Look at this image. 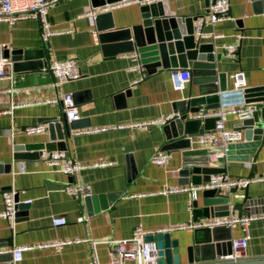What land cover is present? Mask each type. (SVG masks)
<instances>
[{
  "label": "crops",
  "instance_id": "obj_1",
  "mask_svg": "<svg viewBox=\"0 0 264 264\" xmlns=\"http://www.w3.org/2000/svg\"><path fill=\"white\" fill-rule=\"evenodd\" d=\"M168 2L177 17L206 16L208 0ZM229 5V20L202 27L203 34L213 33L218 37H202L201 42L214 45L215 70L223 76V86L228 91L233 90L232 76L237 72H243L246 88L264 86L262 6L259 0H229ZM140 7L128 3L111 9L115 28L141 24ZM92 12L90 0H58L47 15L55 33L44 43L37 20L19 21L12 26L0 24L3 54L5 49L10 52L38 50L44 46L49 63L75 59L81 73L77 80L63 84L59 90L53 88L54 78L46 68L13 72L11 82L0 80V213L3 192L15 191L20 204L30 201L27 207L17 210L14 225L0 218V250L34 247L24 251L21 261L14 264H89L93 258L99 264H108L110 244L129 239L137 227L155 232L193 223L194 201L188 193L161 194L167 188L192 187L181 185L183 177L177 174L185 154L194 160L206 161V166L223 169L231 177L247 178L250 174L252 178L264 177V144L258 149L247 144L237 146L227 159L210 165L207 163L209 149L199 146L194 138L190 139L188 149L162 151L168 142L158 126L147 130L95 131L150 122L173 114L175 104L189 92L198 96L199 86L189 82L184 90L176 91L172 77L175 69L171 68L168 57L163 63L154 48L144 46L138 54L105 53L97 41ZM227 45L237 46L235 60L224 56L223 48ZM179 66L176 71L190 70L186 63ZM126 90L130 95L116 100ZM62 93L73 95L78 119L72 121L73 129L61 152L82 165H107L89 167L67 176L49 168L41 156L13 161L14 146L42 145V153L59 151V141L51 140L56 132L48 131L45 119L60 118L64 114L63 106L42 102ZM238 102L234 101L233 107ZM210 104L218 105L215 101ZM13 105L17 107L11 110ZM240 122L238 115H228L224 125L234 130ZM40 124L46 126L44 133L29 136L22 131ZM158 153L169 155L165 166L151 162ZM6 164H10L7 173L3 172ZM68 186L81 191L76 197L69 196ZM245 191L249 200L257 201L250 215L264 214V183L253 182L243 195ZM201 193L197 192L195 199L199 206ZM242 201V198L234 200ZM231 214L237 216V212ZM241 215L249 214L243 210ZM55 217L64 218L66 224L53 226ZM80 217L85 222H78ZM203 221L199 219L197 223ZM225 231L220 230L221 237L226 236ZM167 233L171 240L178 241L181 264H186L187 248L194 246V230ZM247 234L249 239L241 261L264 258V219L250 222ZM229 235L238 240L243 232L237 226L231 228ZM59 241L72 243L59 252L48 247L38 248ZM0 264H13L9 253L0 255Z\"/></svg>",
  "mask_w": 264,
  "mask_h": 264
},
{
  "label": "water",
  "instance_id": "obj_2",
  "mask_svg": "<svg viewBox=\"0 0 264 264\" xmlns=\"http://www.w3.org/2000/svg\"><path fill=\"white\" fill-rule=\"evenodd\" d=\"M141 1V0H90L91 10L94 13L93 22L98 43L108 55L139 53L144 46L156 49L162 62L165 57L169 58L172 69L180 68V63H186L191 71V83L199 86L198 96L187 97L175 104V113L180 116L165 126L161 127L166 141L168 142L162 151L183 150L190 147V139L200 133L213 130L217 118L190 119V115L204 110L219 107L220 104L233 106L234 101H239L237 106H243L244 111L238 114L240 124L236 129L244 133L245 143L249 148L258 149L264 144V86L247 88L243 91H228L223 86L224 78L216 72V57L212 43H202L201 37L196 36L195 17L175 16L169 8L168 0L141 6V24L127 29L115 28L112 13L100 12L102 8L113 6L118 3ZM259 3L261 4L260 0ZM97 12V13H96ZM4 57L13 63V72L43 70L49 64L46 48L38 50H4ZM130 95L126 90L116 96V100ZM211 97H214L212 99ZM215 101L218 105L210 106ZM48 123V131L51 140L59 141L57 150H65V141L70 136L73 123H68L65 113L60 118L45 119ZM242 144V145H243ZM241 146V145H239ZM237 147V146H236ZM234 147V148H236ZM42 145L14 146L13 161H26L38 159ZM189 154L183 156L182 166L178 170L181 185L199 186L207 182L211 175L224 174L223 169L206 166V161L194 160ZM10 164L3 166V172H9ZM253 172V171H252ZM253 176L249 175V179ZM235 189L228 194H222L214 190L202 191V205L194 200L192 221L197 223L199 219H213L227 217L237 212L241 215L243 210L253 214L251 209L257 201L249 200L245 191L242 202H234L230 196ZM88 195L89 193H84ZM16 209L22 210L27 204H20L18 197L14 199ZM18 215V213H17ZM16 215V216H17ZM226 230V236L221 237L220 230ZM231 228H197L194 229V246L187 248L186 264H264V258L232 262L224 258L232 254L233 239L229 235ZM223 236V235H222ZM146 241L155 242L157 247V264H181L179 243L171 240L169 233H158L148 236Z\"/></svg>",
  "mask_w": 264,
  "mask_h": 264
},
{
  "label": "built area",
  "instance_id": "obj_3",
  "mask_svg": "<svg viewBox=\"0 0 264 264\" xmlns=\"http://www.w3.org/2000/svg\"><path fill=\"white\" fill-rule=\"evenodd\" d=\"M58 0H0V24L6 23L9 26L14 25L19 21L25 20H37L41 26V38L43 43L48 40L49 37L54 35V31L51 29V25L48 22L47 15L49 10L57 3ZM165 0H141L118 3L113 6L105 7L100 12H107L121 4L135 3L140 6H148L153 3L162 2ZM262 6V18H263V39H264V0H260ZM229 0H208V6L206 10V16L198 17L196 20V36L217 38L216 34H203L202 27L214 26L215 24L229 20ZM94 16V12H92ZM4 46L0 44V80L12 81L13 63L10 59H6L3 54ZM224 56L228 60H235L237 58V46L227 45L223 48ZM53 78V88L59 90L61 86L69 81L77 80L80 76V69L75 59H68L63 61H52L46 67ZM173 84L176 91H182L185 85L191 81L190 70H179L173 72ZM233 90L243 91L246 88V82L243 72H237L232 76ZM42 104L46 105H58L61 104L64 109L67 122H72L78 119L76 110V104L73 95L70 93H62L49 100L43 101ZM16 105L11 106V110L16 108ZM244 111L243 106H225L220 104L219 107L212 110H203L195 115H190V119H207L217 118L215 127L213 130L200 133L194 138L195 142L202 147L209 149L207 154V163L212 165L219 160L227 159L230 152L234 147L245 143L243 132L234 129L228 130L225 128V120L228 115H238ZM178 113H173L168 116L162 117L158 120L150 122H143L137 124H128L123 126H116L113 128H103L95 131H105L107 129L122 130V129H139L147 130L151 127L158 126L163 127L168 122L179 118ZM46 130L45 125H35L26 127L22 131L26 135H36L44 133ZM41 158L45 161L49 168H52L56 172L63 175L71 176L77 172L89 167L105 166L107 164H94V165H82L74 162L65 152L54 151L49 153H41ZM169 155L167 153L155 154L151 162L157 166H165L168 161ZM257 182L264 183V177L255 178H238L231 177L227 174L211 175L209 180L199 186L195 187H176L167 188L161 194H177L188 193L190 199L194 201L196 199L197 192L206 190H214L217 192H229L235 189L236 192L230 197L234 200L243 198V191L247 189L249 184ZM81 191L78 187L68 186L66 192L69 196H77ZM15 191L3 192V210L0 213V218L6 220L10 225H14L17 209L14 201L16 196ZM24 204H30V201H25ZM264 219V214L260 215H232L227 217L213 218L205 220L199 223H191L186 225H179L173 228H168L160 231H146L141 227H137L131 237L126 240L116 241L110 244L109 248V262L108 264H157V247L155 242L146 241L148 236H153L158 233H167L172 230H194L197 228H214V227H229L234 228L239 226L243 232V237L238 240H233L232 254L226 256L224 259L232 262L241 261L244 255V251L247 248L248 234L247 227L250 222L254 220ZM78 222H85L84 217H80ZM66 224L64 218L55 217L52 218V225L55 227H62ZM75 242V241H74ZM71 241H59L49 244L39 245L38 248H53L57 252L61 251L66 245L71 244ZM33 246L12 248L8 251L0 250V255L9 253L12 263L20 262L22 259V253L27 250L33 249ZM89 264H99L95 258L91 260Z\"/></svg>",
  "mask_w": 264,
  "mask_h": 264
}]
</instances>
